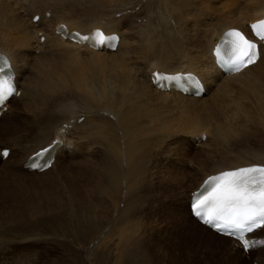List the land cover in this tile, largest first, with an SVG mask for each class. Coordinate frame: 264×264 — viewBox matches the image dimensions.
Instances as JSON below:
<instances>
[{
  "label": "bare ground",
  "instance_id": "bare-ground-1",
  "mask_svg": "<svg viewBox=\"0 0 264 264\" xmlns=\"http://www.w3.org/2000/svg\"><path fill=\"white\" fill-rule=\"evenodd\" d=\"M40 1L41 8H35L32 0H0V53L11 61L20 90L19 96L10 97L7 109L0 116V132H9L8 141L3 147V138H0V151L10 149V155L4 160L0 159V227L3 223L23 221L25 216L36 210L46 208L48 211L52 202L35 204V198L39 195L35 192L34 197H28L30 187L54 182V173L66 175L68 164L74 161L86 164L99 160L101 163L95 167V178L91 179L86 189L78 190L73 186L57 189L55 184L51 189L55 199L57 197L56 204L62 209L70 197L76 203L82 200L78 203L82 205L83 215L79 221L86 225V229L85 225L83 229L78 221L65 224L68 228L63 233L64 240L67 242L66 238L73 237L71 241L79 246L67 242V247H62L58 264H83V258L99 264H153V261L161 258L158 254L170 255L174 247L167 246V241H155L156 238L161 239L160 231L156 234L150 229L145 238L141 235L136 237L137 230L131 215L133 208L143 202V194L138 195L141 188L139 181L146 172L148 145L164 142L168 126H171L168 125V114L173 111L178 114L179 122L175 135H189L191 139L186 141L187 145L179 148L178 153L184 155L185 165L192 166L194 170L182 169L189 176L196 173L197 177L193 184L189 183L188 178L179 182L176 180L180 191L174 193L177 192L176 196L181 199L177 206L182 211H178L180 214L177 215L170 213L172 216L167 221L170 228L165 230L181 247L216 248L222 245L245 255L254 252L257 244H260L256 252H262L264 244L253 243L246 252L237 241L221 236L199 223L191 216L189 204L191 193L198 189L205 177L246 165L264 164V48H261V59L255 65L227 76L215 67L211 54L224 30L239 27L248 32V23L264 16V0H248L249 4H240L239 0H177L174 3L183 5L186 10H193V13L183 12V16L198 20L186 29H176L178 21H175V16L179 14L173 10L175 6H171L173 12L169 9L170 13H167L175 16L161 17L171 28L169 30L166 27L167 31L164 29L163 34L160 31L165 44L155 59L148 57L143 46V39H146L144 33L139 29L132 31L131 22L124 25L125 18L122 16L115 19V16L113 18L110 15L101 22L89 21L87 15L80 18L79 12L69 8V0ZM76 1L74 4H78ZM89 1L96 6L104 4V0ZM36 14L40 17L33 22L32 17ZM250 15L253 19H248ZM183 16L177 17L183 19ZM59 23L67 24L69 31L81 33H90L94 27H102L106 34L117 32L120 40L113 52L95 51L86 44L61 39L54 32ZM124 27H127L126 30ZM40 36H44L43 42ZM51 46L57 47L49 55L40 54L43 48ZM162 71L196 74L202 80L206 94L193 97L154 88L151 84L152 73ZM237 90H240V94L243 91L242 95L232 96ZM8 116H12L13 120L7 119ZM203 116L204 119L198 122L197 117L201 119ZM80 117L83 119L78 122ZM28 125L32 126L34 139L28 144L18 145ZM64 125L66 127L63 129ZM229 130L235 131L238 137L232 144L228 142ZM202 133L207 136L205 141L196 144L195 137H200ZM55 138L61 139L62 144L56 148L52 165L41 172L24 169L27 158L51 144ZM193 145L198 149L190 153ZM175 148L178 149L177 146ZM204 149L208 153L201 158L205 154ZM21 150V153H16ZM217 155L215 164L208 166L206 163L210 157ZM76 174L82 175V172ZM43 177L47 178L44 180ZM123 181L128 187L125 195L122 192ZM27 200L31 204H26ZM104 204H108L112 213L108 227H105L104 222L110 214L105 216L102 212ZM120 226L122 233L114 235L117 236L115 241V237L108 234L117 231ZM263 231L264 228H261L252 232L250 241H264ZM88 239L90 241L85 245ZM97 239L103 240L101 246H89L90 243L97 244L94 243ZM154 244L157 246H151ZM3 246L0 244V247ZM25 248L22 246L16 251L3 253L0 264H37L38 257L32 247ZM77 248L81 251L77 252ZM54 261L51 260L49 264H57ZM253 261L264 264L260 255Z\"/></svg>",
  "mask_w": 264,
  "mask_h": 264
},
{
  "label": "rangeland",
  "instance_id": "rangeland-1",
  "mask_svg": "<svg viewBox=\"0 0 264 264\" xmlns=\"http://www.w3.org/2000/svg\"><path fill=\"white\" fill-rule=\"evenodd\" d=\"M32 1H33V3L36 4L37 7L41 8V1L40 0H32ZM75 1L76 0H69L70 3L68 2V6H69V8H72L74 11L79 12L80 18L87 15L86 18H88L89 21L101 22L102 20L106 19L107 17L112 16L113 18L116 17L115 19H120V17L122 16L123 18H125L123 21L124 25L130 24V22H131L133 24L132 31L139 29L144 33V36L146 39H145V41L143 39V46L145 47V50H147L148 57L153 58V59L157 58V55L162 50L163 44H165V39L163 41L161 40L162 36H160V33L162 32V34H163L164 29L166 32L167 31L166 27H169V30L171 28L169 23H166V21L163 20L170 15L175 16V14H173V13L172 14L167 13V12H169V9L171 8V6H173V7L175 6L173 8V10L175 9L177 12L179 10V13L175 12L176 14H179V15L175 16V18H176L175 21L176 22L178 21V23H176L177 24L176 29H178V27H181L182 29L183 28L186 29V27H188L191 23L197 22V20H198L197 18H193L192 16H186L187 18L185 16H183L182 15L183 12H189L190 11L189 13H193V10L192 9L186 10V8L183 5H179V3L178 4L174 3L177 0H172V2L169 0H164V1H162V0H149L150 2L148 0H121V2H119L120 0H104L103 3L105 5L103 4L100 6H96L94 3H91L89 0H83V1L77 0L76 3H78V4H74ZM167 2L169 4H167ZM145 3L148 5H145ZM239 3L240 4H246V3H248V0H239ZM203 6H204V4H202V7ZM81 8H82V10H81ZM203 9H204V7H203ZM173 10L170 9V11H172V12H173ZM82 11H85V12H82ZM165 11H166V13H165ZM95 12H97L98 14ZM83 13H87V14L82 16ZM163 14H165V15H163ZM180 15L183 16V19L178 18ZM161 17H164V18L162 19ZM200 18H203V16H201ZM213 19L214 18H211V20H213ZM248 19H253V16L250 15V17H248ZM126 28L127 27H124L123 29L126 30ZM44 31L46 32L47 30H44ZM124 35L125 34L122 33L123 37H124ZM175 37L178 38L177 36H175ZM56 47L57 46H51V47L43 48L40 54L49 55L51 53V50H55ZM152 51H154V52H152ZM123 52H125V50ZM27 53L30 54L29 51ZM170 61H173V59ZM236 82H238V81L236 80ZM239 92H240V90L233 92L232 96L242 95L243 91H241V94ZM39 98H40V96L37 97V101H39ZM174 113H173V111H170V113H169V114H171V116H173L172 118L175 117L174 120L172 118H170V115L168 114V125L173 126V127L168 126V130L171 129V131L167 130V132H168L167 137L168 138L166 137L164 142L160 145L159 144L148 145V149H147L148 158H147L146 163H145L146 172L144 173V178H142L141 181H139L141 188H140L138 195L140 196L143 194V202L141 203V205L138 204L133 208V214L131 215V217L134 221V224H135V229L137 230L136 231V233H137L136 237H139L141 235L142 238H145L146 232L147 231L150 232V229H153L154 233H156V232L159 233V231H160L159 234H161V239H159V238L155 239V241L157 243L167 241V246H171V247L175 248L174 251L172 250L171 253H169L170 255L166 256V255H162V253H160L161 255L158 254L161 258H159L158 261H156L154 259L155 261H153V264H258L256 261H253V259L257 255H260L264 259V250L260 253L256 252V249H258L260 247V244H257L254 252L250 251V252L246 253L245 255H240L236 251H235L236 252V254H235L234 251H231V250H233L232 248H230V247L225 248L222 245H218L220 247V249L218 246H216V248H215V246H213V245H211L213 247H204V246L197 247V246H190V245H183V247H181V246H179L178 242L174 241L173 237L169 236L170 235L168 233L169 231L167 232L165 230L166 228L167 229L170 228V225L168 226L167 221L170 220L171 216L174 214L177 215V213L180 214V212H178V211H182L180 206H177V203L181 201V199L180 198L178 199V197L176 196L177 195L176 193L180 191L178 182L183 178L184 179L188 178L189 183L193 184V181L197 177L196 173L190 174V176H189L188 174H186L184 172L185 170H183V169H188L190 171L194 170V169H192V166L188 167L187 165H185L186 159L184 158V155L183 154L180 155L181 153H178V152H180L179 148H182L185 145H187L186 141L187 140L190 141L191 139L188 138L189 135H185V136H181L180 134L175 135V129L178 125L177 123H179V122L177 120L178 114L175 113V115H174ZM204 116L201 117V119L199 117H197V121L200 122L201 120H203ZM7 119L13 120V117L8 116ZM171 122H173V123H171ZM31 128H32V126H30V125H28V127H25L26 131L23 132L20 143H17L18 145H22L25 143L28 144L34 139V135L31 133ZM262 131H264V129ZM5 132H7V134ZM5 132H3V131L0 132V136H1L0 138H3L1 141L2 142L1 147L6 145L5 141H8L6 138L9 137V136L7 137V135H9V132L8 131H5ZM229 134L230 135H229V141L228 142H229V144H232L236 140V138H238V137L236 135V132L233 130H229ZM170 136H172V137H170ZM180 140H183V143L179 144ZM176 146L178 149L175 148ZM193 146H194L193 150H191L190 153L195 152V149H198L197 147H195V145H193ZM99 147H103V146L99 145ZM171 147L174 149H172ZM22 151L23 150L17 151L16 153L18 154V153H21ZM153 151H155V152H153ZM176 151H177V154L175 153ZM207 151H208L207 149L206 150L204 149L205 154L201 155L200 157L203 158L208 153ZM99 152H102V150H100ZM190 153L188 155L186 154L187 157L190 156ZM149 155H150V157H149ZM217 159H218V155L215 157L212 156V157H210V159L207 161L206 164L208 166L215 164ZM156 162H158L159 164L161 163L162 165L161 164L158 165V163H156ZM81 163L82 162H80V161H74L73 163L68 164V173L66 175H61V174L59 175L58 173H54L53 174L54 182L48 181L47 183H42L41 186L30 187L31 191L29 194H27L28 197H34L35 192H37L39 195L38 197L35 198V201H36L35 204L44 203L46 201H49L50 203L52 202L51 203L52 205L48 206V211L45 210L46 208L45 209L43 208L42 209L43 211L42 210H36V211L32 212L31 214L25 216V219H23V221L22 220L19 221L18 223L17 222H13V223L10 222V223H6V224L3 223L2 227H0V244H4L5 246H3V248L0 247V259H1V257H4L3 253L7 254V253H10L12 251H16V250L22 248V246H25V247H27L25 249H29V247H32L33 253L36 255V258L38 257L37 264H49L51 262V260L57 261V260L61 259L62 247H64V246L67 247V245H65L67 242L69 245L71 244L72 246H77V247L79 246V245L73 244V242L71 241L73 239V237L66 238L67 239V242H66L63 238L64 237L63 233L68 228V225L65 226V224L66 223H75V221H78L79 226L84 229L85 223H83L82 221H79L80 217L83 215L81 212L82 211V205H80L78 203L82 202V200H79L76 203V200H73L70 197L69 200L67 201L68 204L65 205L66 207L63 206V209H62V207H59V205L56 204L55 200L57 199V197L55 199V193L52 194L51 189L53 188L54 184L56 185L57 189L62 188V187L68 188V187H72V186L77 187L75 189H78V190L86 189L89 182L92 181L91 179L95 178V173H96L95 167L97 165H100L101 162L99 160H97V161H92V163H86V164H81ZM171 163H173V164H171ZM168 164H170V166ZM168 166H169V169L171 170L170 172L169 171L167 172V170H169ZM159 168L162 170H160ZM163 168L166 170V172L164 171ZM172 169H174V171ZM155 170H158V171H155ZM0 171H2L1 168H0ZM4 171L5 170L3 169V172ZM162 171H163V174L166 176H164L161 173ZM175 171H177V172L175 173ZM77 172H79V173L82 172L83 176L76 174ZM172 173L174 174V176L172 175ZM167 174L170 178H168ZM179 174H181V175H179ZM150 176H151V178H150ZM177 176H178V178H177ZM179 176H182V178ZM173 177H175V179H171ZM46 178L43 177L42 179L45 180ZM167 178H168V180H166ZM169 179H171V180H169ZM167 183H169V184H167ZM176 183H177V185H176ZM170 184H171V187H170ZM167 185H168V187H167ZM161 186H162V188H161ZM122 187H123V191H122L123 195H125L128 191L126 181L122 182ZM170 188H173V189H170ZM168 189H169V192H168ZM172 191H173V193H172ZM174 191H177V192L174 193ZM166 192H167V194H166ZM168 194H170V195L172 194L171 197H169L170 195L168 196ZM173 195H174V197H173ZM176 197H177V199H176ZM26 204H31V202L29 200H27ZM104 206H105V208H103L102 212L105 214V216L110 214L105 219V222H104L105 227H108L110 225L112 213H111L110 209H108V204H104ZM69 207H70V209H69ZM164 207H166V208H164ZM137 209H139V210H137ZM172 212H173V214H172ZM168 215H170V216H168ZM97 216H99V211L97 212ZM101 216H103V215H101ZM164 219H166V220H164ZM85 229H86V225H85ZM120 233H122L121 232V226L117 227V231L116 230L111 231L108 234V236L119 235ZM114 237H115L114 240L115 239L117 240V236H114ZM97 240L99 241V243ZM97 240H95V242H94L97 244L90 243L89 246H91L93 248L97 247L99 244L101 246V244L103 243L102 242L103 240L102 239H100V240L97 239ZM89 241H90V239H88L86 241L85 245H87L89 243ZM151 246L155 247L157 245L154 244ZM197 248H199V249H197ZM80 251H81V249L77 248V252H80ZM229 251H230V253H229ZM233 256H234V258H233ZM84 260L85 259L83 258V264H99V263H92L89 260H85V261ZM157 262H159V263H157ZM23 263H26V262H23ZM56 263L58 264L59 262L57 261Z\"/></svg>",
  "mask_w": 264,
  "mask_h": 264
},
{
  "label": "snow or ice",
  "instance_id": "snow-or-ice-1",
  "mask_svg": "<svg viewBox=\"0 0 264 264\" xmlns=\"http://www.w3.org/2000/svg\"><path fill=\"white\" fill-rule=\"evenodd\" d=\"M251 28L255 36L264 42V20L252 24ZM73 36L79 42H89L97 48H111L118 40L117 36L106 35L99 29L88 35L74 33L69 35V38ZM214 55L216 62L227 68L229 72H241L255 65L261 59L262 53L260 46L249 39L244 32L231 28L220 38L214 48ZM9 67L7 59L0 56V105L16 93L11 77L3 75L5 69ZM152 79L159 85L164 81L179 80L181 76L154 72ZM188 79L191 77L189 76ZM192 85L198 90L195 80H192ZM59 143L60 141H53L48 147L36 152L34 157L30 158L27 167L33 169L49 167L47 160L43 163L36 161L48 155ZM9 155L7 148L0 151V159ZM192 209L196 217L217 232L236 236L244 250H249L253 243L264 244V241L250 242L245 239L246 233L264 228V164L224 170L209 176L201 186V190L193 194Z\"/></svg>",
  "mask_w": 264,
  "mask_h": 264
},
{
  "label": "crops",
  "instance_id": "crops-1",
  "mask_svg": "<svg viewBox=\"0 0 264 264\" xmlns=\"http://www.w3.org/2000/svg\"><path fill=\"white\" fill-rule=\"evenodd\" d=\"M19 1L21 2L22 0H19ZM34 7L37 8V7H36V4H34Z\"/></svg>",
  "mask_w": 264,
  "mask_h": 264
}]
</instances>
